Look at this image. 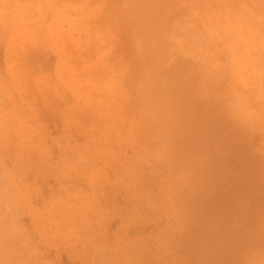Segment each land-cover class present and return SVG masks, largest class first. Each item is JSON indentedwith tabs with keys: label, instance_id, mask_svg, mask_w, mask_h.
Listing matches in <instances>:
<instances>
[{
	"label": "bare ground",
	"instance_id": "1",
	"mask_svg": "<svg viewBox=\"0 0 264 264\" xmlns=\"http://www.w3.org/2000/svg\"><path fill=\"white\" fill-rule=\"evenodd\" d=\"M67 1L69 0H64ZM87 1L81 0L82 7H79L83 8ZM32 2L34 3L32 14L35 13L38 20L47 14L57 19L65 14L63 7L55 0H43V3L41 0H32ZM88 2L90 7L86 6L87 9L90 10L91 5L96 7L97 13L93 16L97 21L90 24L86 22V18L84 22L87 25L85 23L84 25L87 26V35L92 36L93 39L88 42H91L92 47L93 44L99 45L96 47L98 52L93 48L98 53L93 52L98 55L96 59L99 64L97 62L87 67L94 70L93 74L88 73V70L83 71L82 85L78 88L85 85L87 90L100 89L107 102L104 106L112 103L111 114L104 111V106L99 112L96 111L104 119L102 121L96 119V121L102 122L101 128L105 136L109 138L112 132L115 131V134L120 132L122 128L120 124L123 121L122 124L130 129L129 133L137 135L139 132L149 138L147 146L143 145L140 152L139 150L135 152L132 158H137L124 170L129 174L130 187L133 186L131 190L133 193H130L133 208L132 210L130 208L126 218L133 219L137 216L141 220L154 219L156 222L164 218L166 224L170 225V232L175 241H171L170 244L162 242L163 249L156 251L158 254L161 251H169L165 252L167 257L162 259L163 264H189V262L191 264L193 261L206 264L208 258L211 261L215 255L229 254L234 249L244 248L245 239L250 240L249 234L244 230L238 235L236 230L232 236L230 224L239 219L237 211L242 208V202L248 207L251 204L255 205L253 211L260 213L262 203L259 196L264 193V188L251 187L249 182H256L253 175L255 171L248 169L247 166H245V186L243 181H231L230 174L224 172L229 185L221 189L222 204L219 206L218 215L213 207L216 171L212 165L215 156L208 151L206 141L224 138L230 128L232 134L233 130L235 134L237 133L236 128L245 130L246 126L264 130V123L258 122L255 125V120L259 121L262 118L260 115L262 109L258 105L260 100L264 101V66L258 64L260 57L261 61H264V26L261 24L259 14L260 8L264 11V0H89ZM211 4L214 6L212 11ZM4 6L8 8L7 5ZM15 6L12 3V11L8 9L10 12L7 10L2 12L0 9V40L8 38L15 42L18 38L20 41H26L32 29L35 35L42 34L44 30L41 28L44 26L39 25L41 28L38 29L36 26L40 24V20L31 21V18L35 17L29 16L31 10H27L29 9L27 5L26 8L24 7L26 10L18 7L16 13ZM71 12L70 16L73 15ZM34 22L38 24L35 25ZM19 24L24 28L22 35ZM58 34L60 36V33ZM105 35L111 37L113 42L117 40L118 44L125 42L127 44L125 47L128 46L127 50L129 49L126 52L122 43L121 49H125L126 55H123L124 58L118 55L114 64L111 62L114 56L108 60L105 58V50L102 51L104 44L100 47L102 42L108 41ZM6 40V46L10 47V43ZM62 53L66 56L68 52ZM90 53L87 52L86 55L89 57ZM93 53L90 56L95 55ZM65 58L67 60V57ZM72 76L77 75L73 73ZM0 80V91L3 92L4 86L1 84L3 80ZM78 80L71 78L67 82L70 92L73 90L78 92L73 88L76 85L74 81L78 82ZM247 93L255 95L257 103L248 102ZM222 94L227 97L224 103L220 100ZM89 98L90 93L81 101V112H77L83 117H88L92 122L95 120L91 119L95 112L90 108ZM10 109L0 108V264H8L4 255L12 252L20 253L22 256L9 264H33L38 259H29L27 256L28 253L37 251L38 245L30 241L23 227L15 221L13 211L15 212L14 208H18L17 205L21 202L29 201L31 191L33 193L35 191V189L27 191L21 185L26 169L35 164L30 153L35 149L30 139V128L28 130L21 124L19 129L24 131L23 134L14 133L16 119L19 116L14 108ZM88 112L90 114H87ZM134 114L142 120L138 126L131 125L129 121ZM243 136V134L237 135L239 138ZM85 144L86 150L93 156L116 158L113 151L115 142L93 139L90 142L82 141L77 153L78 157L75 159L69 161L63 156L50 166L44 165L42 161L41 164L38 163L39 174L51 172L63 185L70 184V186L66 188L65 185L59 195L45 199L44 202L48 207L45 209L44 217L48 224L42 223L37 211H33L31 217L37 221L38 227L46 232L44 238L61 239L67 248L82 252L83 255H102L106 242L99 231L93 229L91 225L97 215L93 210L98 207L95 199L98 194L93 196V193L95 190L104 194L108 192L101 179L102 173L100 176L97 172H102V169L93 170L91 160L84 153ZM14 150L17 151V158L14 157L15 163L7 165L5 157ZM155 153L163 154L166 169L169 170L171 177L167 183L163 181L164 177H156L150 169V172H144L142 168V162L144 165L151 162L153 159L150 156ZM140 154L144 161L142 159L141 162L139 161ZM40 156L42 157V153ZM206 173L210 176V180H204ZM72 174L74 175L71 176ZM258 177L264 179V174H259ZM81 180L88 183L90 191L80 188L78 183ZM152 184L154 187L151 188ZM167 185L174 186L173 190H165ZM151 191L156 194L154 198L156 204L145 209L140 204L152 201ZM235 194L239 196L238 200H235L237 197ZM222 211L226 212L224 216ZM247 218L251 217L247 216ZM241 224H245V218L236 226ZM252 225L259 230L260 238L264 239V221H257ZM76 231L79 239L73 241L72 234ZM157 232L158 236L154 237L160 241L169 237L166 231L159 229ZM140 243V240L137 244L127 242L118 250L128 254V258L131 259L130 255L137 253ZM194 247H201L204 256L201 261ZM261 247L264 255V242ZM233 256L231 255V259ZM132 260L135 263L142 262L138 257H133ZM257 260L255 264H264V261H260L261 256ZM82 261L83 264H101V260L95 257H83Z\"/></svg>",
	"mask_w": 264,
	"mask_h": 264
},
{
	"label": "rangeland",
	"instance_id": "2",
	"mask_svg": "<svg viewBox=\"0 0 264 264\" xmlns=\"http://www.w3.org/2000/svg\"><path fill=\"white\" fill-rule=\"evenodd\" d=\"M41 1L43 3V0ZM55 1L58 2L59 5L63 7L61 8L64 10L63 12L65 14L66 12L68 13L69 11L68 14L66 15L64 14V16L66 17L62 16L57 19L54 18L51 14L46 13L47 18L46 16L45 17L42 16L41 19L43 20L39 18L40 20L39 21L38 18L34 15L35 13L32 14V12L34 11V8L32 7V5L34 6V3L32 2V0H0V9L2 12L6 10L8 12L12 11L13 9V8L11 9L12 3L13 6L17 4L14 7L15 13L17 12L18 7L19 8L23 7L22 9H25L26 8L25 6L27 5V8H29L27 10H31L29 16L35 17V18H31V21L32 20L35 22L39 21L40 24L36 23L38 24V26L36 27H38L39 29L40 26L41 27L44 26L40 28L41 30L44 31L46 30L45 32L42 31V34L37 32L39 33V35H42L44 37V41L42 36H39L38 34L37 35L34 34L35 32L34 29H32V33L29 37L26 38V41L25 40L20 41L17 38L16 41L14 42L13 40L7 38L8 42L11 45L10 47H7L5 44L6 38H4V40L2 41L0 40V79L3 80L1 84L4 86L3 92L0 91V108L2 109L11 108L10 110H13L12 108H14L17 111L19 117L16 119L17 123L14 127V133L17 135L23 134L24 131L19 129V126L21 124L24 127L26 126L28 130L30 128L31 129V132L29 133L30 139L31 142L34 144V149H35L33 151H30V153L34 158L33 160L35 164L26 169L24 174V179L22 180V184H21L24 187V189H26L27 191H31L33 189H35V191L34 193L31 191L29 201L21 202L20 204L17 205L18 208L17 207L14 208L15 210V212L13 211L14 217L12 216L14 219L16 218L15 221L17 223H20V225L23 227L25 233L27 234V237L30 238V241L39 246V247L37 246V248H39L37 251L28 253L27 257L29 259H38L37 262H33V264H83L82 263L83 257L98 258L101 260V264L102 262L103 263L105 262L104 264H163L162 262L164 258L167 257L165 255L169 251H161L159 253L160 255L156 251H158V249L163 247L162 245L163 243L170 244L173 241H175L173 234L170 232V225L166 224L164 218H162L160 221L157 222L154 221V219L147 221L141 220L140 218L135 216L136 214H134L135 218L133 219L126 218L130 208L131 210L133 208L132 197L130 194L133 193L131 192V190H133V186L130 187L131 182L129 179V174H126L124 170L129 163H131L137 158V157L132 158L135 152H137V150H139L138 152H140L141 151L140 149H142L143 145L147 146V140L149 138L145 137L139 132H137L138 136L132 132L129 133L130 129H127L128 127L127 125L122 124L123 121H121L120 124L122 127L120 132L115 134L114 133L115 131L112 129V131H114L112 132V136L109 135V138L105 136L101 128L102 122H100L104 119H102L101 115L96 113L97 110L99 112L100 109L107 103L105 102L104 99L105 96L103 91H101L100 89L87 90L85 85H83L81 88H78L82 85L81 79L83 76V71L86 70L87 72L88 70V73L91 72V74H93L94 70L88 69L87 67H89L90 64H95L97 62H98L97 64H99V61L96 59V57H98V55H96L98 54L96 47H98L99 45L95 46L92 43L94 46L92 47V45L90 44L91 42L90 41L88 42V40L93 41V39L91 38L92 36L87 35L86 33L87 26H85L87 25V23L91 24V22L94 23L97 21V18L93 16L97 13L95 11L96 7L91 5L90 8L91 12H90V10L86 8V6L88 8L90 7V5H88L89 0L83 5V8H81L82 7V5L80 4L81 0L80 1L69 0L67 1L69 3L64 2V0H55ZM4 4L7 5L8 7L7 9L5 8ZM252 7L254 9V5ZM9 8L10 11L8 10ZM71 8H73L77 13ZM210 9L211 11L214 9V6L212 4ZM70 11H72L71 13H73V15L71 14V16H70ZM74 13H75V17H74ZM259 14H260L261 24L264 26V11L261 8ZM48 17H50L51 19H48ZM52 19L56 21H53ZM85 20L87 23L84 22ZM44 22L46 23L44 24ZM82 22L83 24H81ZM57 25L58 28L60 27L59 28L60 30L56 28ZM23 30L24 28L21 26V35L23 33ZM58 33H60V36ZM34 35L36 37L38 36V38L41 37L40 39L42 40L36 38ZM82 36H86V37L82 38ZM105 36L107 37L108 35ZM48 38L50 39V41L48 40ZM110 38L111 37H107L108 41L102 42L100 44V47H102L104 44L103 46L104 49L102 48V51L105 50L104 51L106 54L105 58H107L108 60H110V58L112 59L114 56V59L111 60V62L114 64L117 56L119 55L120 58H124V56L126 55L125 53L129 49L127 50L128 46L125 47V45L127 44H125V42L122 41V43L124 44L123 47L126 49L125 52V49L124 50L121 49L123 47L120 41L119 44L117 40H115L114 43L112 41V38L110 41ZM37 39L40 41H38ZM9 40H11L13 43ZM85 40L87 41V43ZM45 42L46 44L44 45ZM23 44H25V46ZM49 44H51V46ZM105 45L106 46L108 45V47H105ZM40 47L41 49L39 51ZM117 47L120 48L122 51ZM93 48L94 50L96 49L95 51L97 52H95ZM109 48L111 49L108 50ZM111 50L113 51L111 52ZM116 50H118L117 54H116ZM63 51H65V53L66 51L68 52L67 55L65 54L66 56H64V53H62ZM30 52L32 53L30 54ZM87 52L89 53L91 52L90 55L93 52H95L96 54L93 53L95 55L92 56L88 54L90 57L89 58L86 55ZM65 57H67V60ZM89 59L90 61H88ZM64 60H66L65 61L67 62L66 64ZM258 60L260 61V62L258 61V64L264 66V61H261L262 60L261 57ZM107 62L111 63L110 61ZM80 68H83V70H80ZM77 69L81 72H79ZM73 73L75 74V76L76 75L77 76L76 77L72 76ZM71 78H73L74 80L79 79L78 82L74 81L76 85L75 87H73L74 89H77L78 92H75L74 90L70 92L68 90L67 82H69ZM89 93H90V98L88 100V103L90 105V108L95 112L93 117L91 118L95 120H92V122L88 119V117L87 118L83 117L81 114L77 112V111L81 112V104H82L81 101H83L84 98H87V95ZM226 98L227 97H225L224 94L220 96V100L223 101L222 103L226 101ZM246 98L248 102L255 101L257 103L255 95L247 93ZM111 105L112 103H109L107 106H104V111H106L108 114H111L113 112V105L112 106ZM258 107L262 109V114H260L262 118L259 121L255 120L256 121L255 125H257L258 122L261 124L264 123V101L261 102L260 100ZM87 114L90 113L88 112ZM96 119L100 121H96ZM129 121L131 125L134 124L137 126L142 122V120H139L138 115L136 114L130 117ZM112 124H116V123H112ZM246 127L248 129L245 128V130H240L236 128L237 130L236 134L234 130L232 134L230 128L226 133L227 136L224 135L225 136L224 138L220 140L218 139L217 141L215 140L206 141V144L209 147L208 151L215 156V158L213 157L215 162L214 165H212L213 169L216 171V184L215 187L213 188L214 189L213 207H214V211H216L217 213L220 211L219 206L222 204L221 189L224 188L225 185H229L226 180L227 179V177L225 176L226 174H224V172L230 174L229 178L231 181L233 182L237 180L243 181L242 183L245 186V178H246L245 166H247L248 169L255 171L253 175L255 176L256 182L259 184L258 185L255 181L249 182L251 183L250 184L251 187L258 188L261 186L262 188H264V179L263 178L259 179L258 177L259 174H264V130H260L259 128H250L249 126ZM96 128H99L100 130H97ZM242 134L244 135L243 137L241 138L237 137V135H242ZM93 139L94 140L101 139L108 141L111 140L115 142L114 145L115 150L113 151L115 152L116 158L114 159L112 156L109 157L102 156L103 158L93 156L90 151L86 150V144H85L84 153L91 160L92 169L93 170L97 168L102 169L101 170L102 172L100 171L97 172L99 173L100 176L102 173L101 179L104 181L103 182L105 183L104 188L107 190L108 193L104 194L101 193L99 190L98 191L95 190L93 193V196L98 194L97 196H95L98 207L95 210H93L94 212H96L97 215H96V220L92 221L91 225L93 229L99 231L103 240L106 242V245H104L102 250L103 251L102 255L100 254L83 255L84 253L82 252H78L77 250H72L70 248H67L65 246L64 241L61 239L54 240L51 238L49 239L44 238L46 232L42 231V229L38 227V225L36 224L37 221L33 220L31 215L33 211H37L39 213L40 219L43 221L42 223L48 224L46 218L44 217L45 209L48 207V204L44 202L45 199L51 196L59 195V193L62 192V189L65 187V185L66 188L67 187L69 188L70 186V184L63 185L61 181L57 179L56 175L51 172L39 174L37 172L38 163L41 164L42 161L44 165L50 166V164H55L63 156H66V158L69 161L75 159L78 157L77 153L79 151L80 145L82 144V141L85 142V140H87L88 142H90ZM16 152L17 151L14 150L13 152H11V154H8L5 157L7 165H14L15 163L14 157L17 158ZM41 153H42V157L40 156ZM138 158L140 162L143 160L141 154L140 157ZM150 158L153 160L148 163L146 162L147 163L146 165H144L142 162V168L144 172L147 171L150 172L151 170L156 177H160V176L162 178L164 177L163 181L165 183L169 182V179L171 177L169 174V170L167 171L166 169L167 165L165 160L163 159V154L155 153V155L150 156ZM155 171H158L159 173ZM73 175L74 174H72L71 176ZM208 179L210 180V176L206 173L204 180H208ZM78 184L82 189H87L89 191L91 190L90 186L85 181L81 180L79 181ZM150 187L151 188L154 187L153 184ZM173 188L174 186L167 185L165 190L167 189L173 190ZM262 195L259 196V199L262 203L259 210L260 213H256L253 211L255 205L251 204V206L248 207L245 205V202H242V204L245 206H243L240 202L242 208H239L237 211L238 212L237 214L239 215V219L237 221H233V223L230 224L232 226L231 235L232 234L234 235L236 230H238V235H240V233L244 230L249 234L250 240L245 239V247L240 249H234L229 254L215 255L213 256L211 261L208 258L206 264H255L260 256H261L260 261H264V255H262V247H261L264 242V239L260 238L261 234L259 230L255 227V225H252L257 221L258 222L264 221V193H262ZM151 196H152V201H149L150 203H147V201H145V202H141L140 204L145 209L156 204L154 201L156 194H153V192L151 191ZM167 196H169V193L167 194ZM235 196H237V194H235ZM238 199L239 196L235 198V200ZM222 214L224 216L226 212L222 211ZM247 216L251 218H247ZM254 216H256L257 218H253ZM124 218L126 221L124 220ZM244 218H245V224H241V226L237 227L236 225L240 223ZM159 229L168 232L169 237L167 236L166 239L162 241L156 239L154 236L158 234L157 231ZM77 233L78 231L72 234L74 237L73 241H77V239H79ZM139 240L142 244L140 243V246L138 245L137 247L138 250L137 253H135V255H130L131 259L128 258V254H124V252H119L118 249L120 248V246L125 245V243L127 242L131 244H137L139 243ZM194 248L197 251L196 255L198 256L199 261H201V259L204 257L203 251L200 250L201 247L199 248L194 247ZM231 255L232 256L234 255L232 257L233 260L231 259ZM21 256L22 255L17 252L6 253L4 255V257L8 261V264L15 259H19V257ZM133 257H138L139 259H141L142 262L135 263L134 260H132ZM168 258L171 259V257ZM192 261L193 260H191V262ZM191 264H199V263L193 261Z\"/></svg>",
	"mask_w": 264,
	"mask_h": 264
}]
</instances>
